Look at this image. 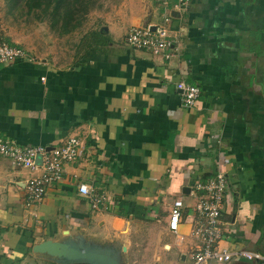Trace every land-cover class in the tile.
<instances>
[{
	"label": "crops",
	"instance_id": "1",
	"mask_svg": "<svg viewBox=\"0 0 264 264\" xmlns=\"http://www.w3.org/2000/svg\"><path fill=\"white\" fill-rule=\"evenodd\" d=\"M85 35L69 62L0 63V135L51 149L78 136L83 152L27 203L37 172L0 156V264H89L50 255L49 242L106 254L118 264H194V179L225 177L220 246L259 253L264 264V0H190L172 9L179 54L170 60L124 43L128 28L156 23L153 0ZM84 38V37H83ZM196 85L183 106L177 81ZM105 196L93 209L77 186ZM183 201L178 245L168 230ZM199 264H218L204 261Z\"/></svg>",
	"mask_w": 264,
	"mask_h": 264
},
{
	"label": "built area",
	"instance_id": "2",
	"mask_svg": "<svg viewBox=\"0 0 264 264\" xmlns=\"http://www.w3.org/2000/svg\"><path fill=\"white\" fill-rule=\"evenodd\" d=\"M159 8L156 23L130 27L124 43L134 50H141L159 56L165 60L175 58L179 54L180 27L172 24L171 11L182 13L188 9L190 0H153ZM35 61L27 52L17 46L0 42V63L10 64L17 60ZM175 88L179 92L183 106L191 108L199 97L200 89L184 80L177 81ZM83 152V143L78 136L69 137L62 144L50 150L43 146L21 147L13 139L0 135V156L9 160L13 168H27L37 174L30 177L25 184L27 203L40 201L48 185L58 182L63 175V164L75 162ZM191 191L196 195L193 205L194 221L191 234L199 239L195 251L191 254L194 264L214 261L225 264L235 258L246 261H259L263 257L257 253L240 248L220 246L227 239L223 232L221 213L226 190L224 175L215 173L209 179H194ZM78 192L85 196L89 205L97 209L105 200L103 194L97 193L90 185L80 183ZM183 201H173L168 215V230L175 235L176 243L184 241L178 233L182 220Z\"/></svg>",
	"mask_w": 264,
	"mask_h": 264
},
{
	"label": "rangeland",
	"instance_id": "3",
	"mask_svg": "<svg viewBox=\"0 0 264 264\" xmlns=\"http://www.w3.org/2000/svg\"><path fill=\"white\" fill-rule=\"evenodd\" d=\"M37 2L0 0V38L19 45L35 61L46 56L56 64L69 62L80 53L85 35L106 25V14L126 9L123 15H127L128 6L133 7L131 0H41L36 5Z\"/></svg>",
	"mask_w": 264,
	"mask_h": 264
},
{
	"label": "water",
	"instance_id": "4",
	"mask_svg": "<svg viewBox=\"0 0 264 264\" xmlns=\"http://www.w3.org/2000/svg\"><path fill=\"white\" fill-rule=\"evenodd\" d=\"M43 250L50 255L64 257L69 260H77L89 264H118L114 258L103 253L93 251H82L69 247L67 244L60 242H49Z\"/></svg>",
	"mask_w": 264,
	"mask_h": 264
},
{
	"label": "trees",
	"instance_id": "5",
	"mask_svg": "<svg viewBox=\"0 0 264 264\" xmlns=\"http://www.w3.org/2000/svg\"><path fill=\"white\" fill-rule=\"evenodd\" d=\"M40 1L41 0H38V2H37V4L36 5H39L40 4ZM51 2L53 3L54 2V0H51ZM0 40H2V41H4V42H6V43H8V44H10V45H13V46H17V47H20L19 45H15L14 43H12L10 40L9 41H7V40H3V39H1L0 38ZM1 42V41H0Z\"/></svg>",
	"mask_w": 264,
	"mask_h": 264
}]
</instances>
